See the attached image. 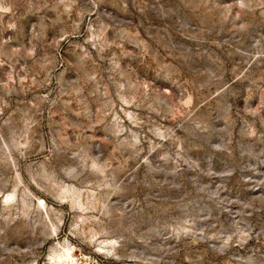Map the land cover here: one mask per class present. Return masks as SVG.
<instances>
[{
    "label": "rangeland",
    "instance_id": "rangeland-1",
    "mask_svg": "<svg viewBox=\"0 0 264 264\" xmlns=\"http://www.w3.org/2000/svg\"><path fill=\"white\" fill-rule=\"evenodd\" d=\"M264 264V0H0V264Z\"/></svg>",
    "mask_w": 264,
    "mask_h": 264
},
{
    "label": "bare ground",
    "instance_id": "bare-ground-1",
    "mask_svg": "<svg viewBox=\"0 0 264 264\" xmlns=\"http://www.w3.org/2000/svg\"><path fill=\"white\" fill-rule=\"evenodd\" d=\"M70 264H76L73 260L70 261Z\"/></svg>",
    "mask_w": 264,
    "mask_h": 264
}]
</instances>
